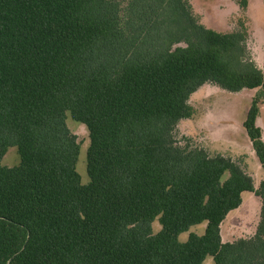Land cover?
Here are the masks:
<instances>
[{
    "label": "trees",
    "instance_id": "1",
    "mask_svg": "<svg viewBox=\"0 0 264 264\" xmlns=\"http://www.w3.org/2000/svg\"><path fill=\"white\" fill-rule=\"evenodd\" d=\"M248 36L206 28L188 0H0V264H264V181L177 128L204 84L258 89L243 128L264 169ZM68 115L88 131L87 184ZM243 192L261 199L255 233L223 243Z\"/></svg>",
    "mask_w": 264,
    "mask_h": 264
},
{
    "label": "rangeland",
    "instance_id": "2",
    "mask_svg": "<svg viewBox=\"0 0 264 264\" xmlns=\"http://www.w3.org/2000/svg\"><path fill=\"white\" fill-rule=\"evenodd\" d=\"M188 1L192 6L194 14L206 28L221 33H229L238 29L239 25L243 23L249 35L248 45L251 50L253 49V52L256 53L255 56L257 52L259 54L264 53V0H247L246 9H241L238 6L239 0ZM208 87L210 90L207 95H197L191 99V105H193L196 110L195 117H193V122L185 121L179 124L178 140L181 139V136H186L192 140L196 147L203 148L209 154L214 155L218 153V149L210 143L208 135L198 131L196 133L193 129L189 132V129L191 127L194 128L193 126H196L198 119H201L204 121L206 132L214 135L221 126H224L228 122L226 119L227 117L229 121L231 120L232 123H235V131L233 129H230V131L226 129L222 134L226 142L225 145L230 144L227 143L228 140L231 143H236L238 141L237 144H239L243 142V137L249 141L241 122L244 121L250 107V99L246 97L248 96L247 92H239L240 94H236L226 91L231 94L230 98L227 97V95L225 96V94H227L225 90L212 85H208ZM66 124L71 133L76 136L79 145L76 171L80 176L81 184H87L89 181L86 173V151L89 146L88 131L84 125L73 121L69 115L67 116ZM191 134L195 136L192 137ZM228 137H232L233 139ZM223 153L224 156L231 157L236 161H241L244 171L249 175L250 165L246 164V162H248V156L246 154H240L232 150H225ZM18 162L19 157L16 149H8L2 159V164L7 167H12L17 165ZM251 172L256 179L257 176L253 166H251ZM263 173L264 171L261 170V174ZM255 184L258 186L257 183ZM248 197V194H246V199H248ZM253 198L256 199L257 197L254 196ZM247 205L241 206V208L232 213V215H229L225 220L222 228V235H231L229 238L230 241L249 238L255 233L259 221L260 210H258L257 203L252 200L248 202ZM160 228L158 220L156 219L152 223V233L156 234ZM191 229H193L196 234L202 235L205 229V223L192 226ZM186 239L187 232L179 235L180 241H185ZM203 264H212V259L208 258Z\"/></svg>",
    "mask_w": 264,
    "mask_h": 264
},
{
    "label": "crops",
    "instance_id": "3",
    "mask_svg": "<svg viewBox=\"0 0 264 264\" xmlns=\"http://www.w3.org/2000/svg\"><path fill=\"white\" fill-rule=\"evenodd\" d=\"M248 47H249V45H248ZM249 49H250V52H251V56H252V59L254 60V62H255V64H256V66L258 67V68H260V69H262V67H263V64H264V53H261V54H259L258 52H257V55L255 56V54L256 53H254L253 52V49L251 50V48L249 47ZM264 50V49H263ZM209 90H210V88L208 87V84H204V85H202L200 88H198L191 96H190V98H189V104H190V106L193 108V114H192V116L190 117V118H187V119H182V120H180L179 121V123H178V125H177V128H178V126H179V124L180 123H184L185 121H192L193 122V117H195V108H194V106L193 105H191V99L194 97V96H197V95H200V96H204V95H207L208 94V92H209ZM258 89H252V90H248V89H244V90H242V91H240V93H243V92H247L248 94V96H246L247 98H249L250 99V105H251V102H252V99L255 97V95L258 93ZM226 92V91H225ZM227 94H225V96L227 95V97H230L231 98V94L230 93H228V92H226ZM239 92H238V94H240ZM237 94V93H236ZM246 95V94H245ZM224 96V97H225ZM250 108V107H249ZM249 110V109H248ZM247 113H248V111H247ZM247 113H246V116H247ZM226 119H227V123L224 125V126H221L220 128H219V130H217V132L214 134V135H211V134H209V133H207L206 132V127L204 126V121H202L201 119H198V121L196 122V126H193L194 128H190L189 129V132L190 131H192V129L194 130V132L196 131V133H197V131L198 132H203V133H205V135L207 134L208 135V137H209V141H210V143L211 144H213L214 145V147H217V151H218V153L217 154H221V155H223L224 153H223V151H225V150H232V151H236V152H238V153H240V154H246L247 156H248V162H246V164H249L250 165V167H249V176L252 178V181H253V186H254V188L255 189H257V187L259 186V184H260V182L261 181H264V173L263 174H261V170H263L264 171V169L262 168V166H261V164H260V162L258 161V158L256 157V155H255V153H254V150H253V147H252V144H251V142H250V140L248 141V140H246L244 137H243V142H240L239 144H237L238 143V141L236 142V143H231V142H229V140L227 141V143H230V144H227V145H225L226 144V142H225V140L223 139V133L225 132V130L227 129V130H229L230 131V129L232 130H234L235 131V123H232V121L230 120L229 121V119L226 117ZM245 119H246V117H245ZM245 119H244V121H245ZM194 121H196V120H194ZM243 121V122H244ZM243 122H241L242 123V126H243ZM218 124V123H217ZM220 124H222V123H220ZM255 125L260 129V131H261V140L263 141V143H264V100H262L261 102H260V104H259V113H258V115H257V117H256V119H255ZM198 128V129H197ZM245 130V129H244ZM195 133V134H196ZM245 133H246V131H245ZM187 135V134H186ZM221 135V136H220ZM247 135V134H246ZM191 136L193 137V136H195L194 134H191ZM248 137V136H247ZM228 138H230V139H233L232 137H228ZM249 139V138H248ZM235 140V139H234ZM231 144H233V145H231ZM251 163V164H250ZM251 166H253L254 167V170H255V172H256V176L257 177H259V178H257L256 177V179L253 177V173L251 172ZM261 169V170H260ZM255 183H257L258 184V186H256V184ZM246 194H248V199H246ZM255 197H257L256 199L255 198H253L254 196ZM254 201V202H256L257 203V206H258V210H260L261 209V199L258 197V196H256L254 193H252V192H243L242 194H241V204H240V206L237 208V209H235V210H232V211H230L227 215H226V217H225V219L222 221V223L220 224V227H219V233H220V237H221V241L223 242V243H231V242H234V241H230L229 240V238L231 237V235H226V236H223L222 235V228H223V225H224V223H225V220L227 219V217L229 216V215H232V213H234L235 211H237L239 208H241V206H243V205H247L248 204V202H250V201ZM248 206V205H247ZM203 223H205V228H206V222H203ZM202 224V223H201ZM199 225V224H198ZM195 226V225H194ZM256 230V229H255ZM189 231H190V233H194V234H196L195 232H194V230L193 229H191V227H190V229L187 231V238H188V236H189ZM192 231V232H191ZM204 231H205V229H204ZM184 233H186V232H184ZM189 233V234H188ZM204 233V232H203ZM229 234H231V233H229ZM198 235V234H197ZM203 235V234H202ZM187 240V239H186ZM185 240V241H186ZM182 242H184V241H182ZM208 258H211V257H207L206 259H205V261L208 259ZM212 259V258H211ZM204 261V262H205ZM203 262V263H204ZM212 264H213V259H212Z\"/></svg>",
    "mask_w": 264,
    "mask_h": 264
}]
</instances>
